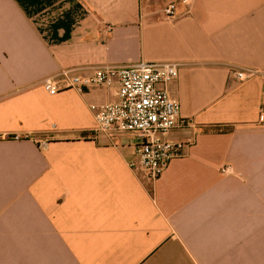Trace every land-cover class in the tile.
<instances>
[{
  "label": "crops",
  "instance_id": "1",
  "mask_svg": "<svg viewBox=\"0 0 264 264\" xmlns=\"http://www.w3.org/2000/svg\"><path fill=\"white\" fill-rule=\"evenodd\" d=\"M140 63L178 65L190 124L155 183L97 130L117 87H43ZM263 111L264 0H0V264H264Z\"/></svg>",
  "mask_w": 264,
  "mask_h": 264
},
{
  "label": "built area",
  "instance_id": "2",
  "mask_svg": "<svg viewBox=\"0 0 264 264\" xmlns=\"http://www.w3.org/2000/svg\"><path fill=\"white\" fill-rule=\"evenodd\" d=\"M176 4L164 9L166 18H176ZM111 30L110 27L107 28ZM252 74V73H250ZM176 64L140 63L123 68L103 67L92 77L83 79L71 71H64L55 78L44 81V89L50 95L66 90L80 94L87 90L117 87L116 103L91 106L97 130L102 133L117 131L134 133L142 141L137 153V163L130 164L139 169L152 183L157 182L169 164L185 156L186 143H173L165 139L176 129H185L190 124L180 118V107L169 94L170 83L178 78ZM239 80L247 75L236 73ZM264 114V111H263ZM232 168L221 169L223 175L232 174Z\"/></svg>",
  "mask_w": 264,
  "mask_h": 264
}]
</instances>
